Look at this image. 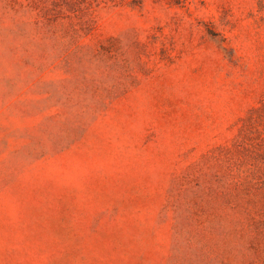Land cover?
Returning <instances> with one entry per match:
<instances>
[{"label":"rangeland","instance_id":"374dc122","mask_svg":"<svg viewBox=\"0 0 264 264\" xmlns=\"http://www.w3.org/2000/svg\"><path fill=\"white\" fill-rule=\"evenodd\" d=\"M262 100L264 0H0V264H264Z\"/></svg>","mask_w":264,"mask_h":264},{"label":"trees","instance_id":"16d2710c","mask_svg":"<svg viewBox=\"0 0 264 264\" xmlns=\"http://www.w3.org/2000/svg\"><path fill=\"white\" fill-rule=\"evenodd\" d=\"M253 115V117H252ZM260 120L264 119V100L260 102V104L250 110V115L246 118L247 121L250 120ZM242 132L240 133V139L243 140L247 134L245 132V126L242 128Z\"/></svg>","mask_w":264,"mask_h":264}]
</instances>
